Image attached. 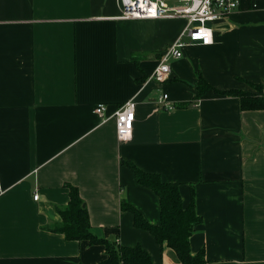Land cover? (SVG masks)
Returning a JSON list of instances; mask_svg holds the SVG:
<instances>
[{
  "label": "crops",
  "instance_id": "obj_1",
  "mask_svg": "<svg viewBox=\"0 0 264 264\" xmlns=\"http://www.w3.org/2000/svg\"><path fill=\"white\" fill-rule=\"evenodd\" d=\"M251 4L213 24L208 45L184 37L182 56L157 81L160 52L184 19H122L119 0H0V264L106 258L103 244L51 230L67 185L95 236L138 244L154 264H180L122 209L160 222L158 195L126 163L177 183L184 207L193 201L201 221L192 254L264 264V109L243 110L238 96L215 91L257 94L256 84L264 93V0ZM200 80L209 89L199 94ZM129 99L133 128L119 140L112 114Z\"/></svg>",
  "mask_w": 264,
  "mask_h": 264
},
{
  "label": "trees",
  "instance_id": "obj_2",
  "mask_svg": "<svg viewBox=\"0 0 264 264\" xmlns=\"http://www.w3.org/2000/svg\"><path fill=\"white\" fill-rule=\"evenodd\" d=\"M198 85L199 94L209 89L202 80ZM252 85L258 89L257 94L235 89L215 91L220 94L238 96L243 110L264 109V93L260 85ZM126 164L131 167L140 184L149 187L158 195L160 202L158 224L149 223L137 209L122 203V209L132 213L134 226L148 231L159 244L165 243L173 249L180 264H207L202 250L192 254L189 247V237L193 228L201 221L195 213L193 201L184 207L177 183L162 181L158 174L142 171L132 163ZM67 186L69 199L65 206L57 209L60 220L51 226L52 231L62 233L69 240H87L90 243L103 244L106 258L99 264H154L148 252L138 244L126 246L95 236L91 232L87 209L78 189L72 185Z\"/></svg>",
  "mask_w": 264,
  "mask_h": 264
},
{
  "label": "built area",
  "instance_id": "obj_3",
  "mask_svg": "<svg viewBox=\"0 0 264 264\" xmlns=\"http://www.w3.org/2000/svg\"><path fill=\"white\" fill-rule=\"evenodd\" d=\"M242 0H180L177 5H169L165 0H119L122 19H184L185 25L175 41L160 52L152 77L162 81L170 72L168 60L182 56L183 38L192 43L208 45L213 39V24L220 23L235 12ZM259 0H250L252 7H257ZM167 94L161 99L165 100ZM167 109L171 105H163ZM105 105L99 103L94 112L103 120ZM135 102L127 100L112 114L115 118L116 135L119 140H127L131 136L135 118ZM37 199V195H34Z\"/></svg>",
  "mask_w": 264,
  "mask_h": 264
},
{
  "label": "rangeland",
  "instance_id": "obj_4",
  "mask_svg": "<svg viewBox=\"0 0 264 264\" xmlns=\"http://www.w3.org/2000/svg\"><path fill=\"white\" fill-rule=\"evenodd\" d=\"M184 22H185V20H184Z\"/></svg>",
  "mask_w": 264,
  "mask_h": 264
}]
</instances>
